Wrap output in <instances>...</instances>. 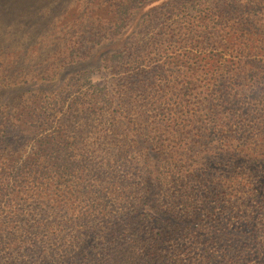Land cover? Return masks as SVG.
<instances>
[{"label": "trees", "instance_id": "trees-1", "mask_svg": "<svg viewBox=\"0 0 264 264\" xmlns=\"http://www.w3.org/2000/svg\"><path fill=\"white\" fill-rule=\"evenodd\" d=\"M0 264H264V0H0Z\"/></svg>", "mask_w": 264, "mask_h": 264}, {"label": "rangeland", "instance_id": "rangeland-1", "mask_svg": "<svg viewBox=\"0 0 264 264\" xmlns=\"http://www.w3.org/2000/svg\"><path fill=\"white\" fill-rule=\"evenodd\" d=\"M79 11V10H78ZM28 57H29V55H28Z\"/></svg>", "mask_w": 264, "mask_h": 264}]
</instances>
